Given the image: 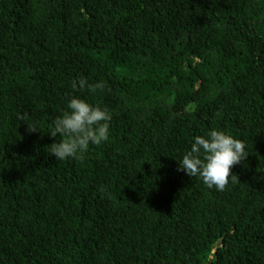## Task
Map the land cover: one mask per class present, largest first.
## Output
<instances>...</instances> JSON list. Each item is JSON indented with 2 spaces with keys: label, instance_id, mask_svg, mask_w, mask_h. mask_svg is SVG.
Masks as SVG:
<instances>
[{
  "label": "trees",
  "instance_id": "trees-1",
  "mask_svg": "<svg viewBox=\"0 0 264 264\" xmlns=\"http://www.w3.org/2000/svg\"><path fill=\"white\" fill-rule=\"evenodd\" d=\"M72 96L109 139L58 161ZM213 129L224 191L178 171ZM0 264H264V0H0Z\"/></svg>",
  "mask_w": 264,
  "mask_h": 264
},
{
  "label": "clouds",
  "instance_id": "clouds-1",
  "mask_svg": "<svg viewBox=\"0 0 264 264\" xmlns=\"http://www.w3.org/2000/svg\"><path fill=\"white\" fill-rule=\"evenodd\" d=\"M84 90L86 87L93 93L103 91V82L88 84L83 77L72 81V89ZM112 116L107 108L93 105L77 96H72L63 111L53 121L49 134L61 137L57 142L47 146V153L55 156L58 161L75 159L83 161L90 145L99 146L109 139V122ZM35 126L28 125V131L36 132ZM248 157L246 145L240 139L213 129L206 136L197 135L191 143L190 150L183 155L178 171L190 177H199L209 188L224 191L229 180H238L231 169ZM99 191L104 192V186Z\"/></svg>",
  "mask_w": 264,
  "mask_h": 264
}]
</instances>
